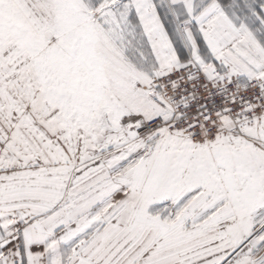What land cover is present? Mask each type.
Instances as JSON below:
<instances>
[{
  "label": "snow or ice",
  "instance_id": "6c2138e0",
  "mask_svg": "<svg viewBox=\"0 0 264 264\" xmlns=\"http://www.w3.org/2000/svg\"><path fill=\"white\" fill-rule=\"evenodd\" d=\"M0 264H264V0H0Z\"/></svg>",
  "mask_w": 264,
  "mask_h": 264
}]
</instances>
